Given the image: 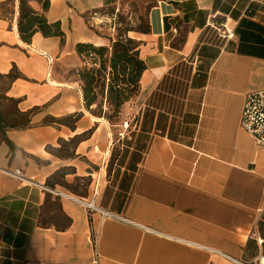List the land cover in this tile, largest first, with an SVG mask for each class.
<instances>
[{
	"label": "crops",
	"instance_id": "1",
	"mask_svg": "<svg viewBox=\"0 0 264 264\" xmlns=\"http://www.w3.org/2000/svg\"><path fill=\"white\" fill-rule=\"evenodd\" d=\"M48 1L28 5L63 41L23 42L20 0H0V264L264 255V149L240 125L245 96L264 90V0H154L148 33H128L146 69L122 112L140 115L141 150L109 169L112 127L84 105L76 52L110 46L89 25L107 0Z\"/></svg>",
	"mask_w": 264,
	"mask_h": 264
},
{
	"label": "trees",
	"instance_id": "2",
	"mask_svg": "<svg viewBox=\"0 0 264 264\" xmlns=\"http://www.w3.org/2000/svg\"><path fill=\"white\" fill-rule=\"evenodd\" d=\"M28 1L33 0H20L17 31L21 40L29 43L34 33L41 32L45 37H60L63 41L64 34L59 23L49 24L42 14L28 5ZM36 1L43 2L44 10L49 6L48 0ZM110 1H106V6ZM148 31L147 24V31L142 33ZM109 41L108 47L92 44L76 46L77 54L85 61V65L78 72L83 85L84 105L94 116L104 118H110L106 116V111L115 117L121 114L124 105L138 95L140 79L146 69L145 63L139 57L138 41L125 35H120L117 39L109 38Z\"/></svg>",
	"mask_w": 264,
	"mask_h": 264
},
{
	"label": "rangeland",
	"instance_id": "3",
	"mask_svg": "<svg viewBox=\"0 0 264 264\" xmlns=\"http://www.w3.org/2000/svg\"><path fill=\"white\" fill-rule=\"evenodd\" d=\"M153 4L154 0H111L108 6L96 14L94 20H89L90 28L98 36L106 39H117L120 35L128 36L127 30H130L132 36L142 34V32L147 31L148 13ZM179 71L178 69V73ZM183 72L184 70H181V73ZM181 79L176 80L174 84L173 90L177 94H182L186 86V81L182 77ZM106 116L110 117L105 119L113 131V143L109 158L106 161L107 169L114 168L115 164L119 168L126 162V152L130 150L128 147L134 148L135 143V150H141L140 140L143 135L138 132L139 126L136 125L140 115H132L125 110L116 117L106 111ZM117 159L118 162L116 163Z\"/></svg>",
	"mask_w": 264,
	"mask_h": 264
},
{
	"label": "built area",
	"instance_id": "4",
	"mask_svg": "<svg viewBox=\"0 0 264 264\" xmlns=\"http://www.w3.org/2000/svg\"><path fill=\"white\" fill-rule=\"evenodd\" d=\"M211 25L214 29H222V35L225 39H230L234 36V31L228 30L226 25L221 24L216 26L215 23H211ZM44 55L48 60V66L50 69L53 64V58L48 54ZM240 125L241 128L252 138L254 143L264 149V90L251 92L245 96ZM9 174L13 175L19 180H26L22 172L19 170H15ZM84 205L89 209H97L94 206V202L84 203ZM222 257L226 260L227 264H264L263 254L256 256L252 262L240 260L228 255H222Z\"/></svg>",
	"mask_w": 264,
	"mask_h": 264
}]
</instances>
